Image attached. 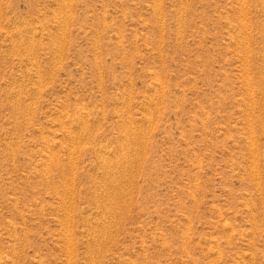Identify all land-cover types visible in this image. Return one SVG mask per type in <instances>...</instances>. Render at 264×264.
<instances>
[{
    "label": "rangeland",
    "instance_id": "rangeland-1",
    "mask_svg": "<svg viewBox=\"0 0 264 264\" xmlns=\"http://www.w3.org/2000/svg\"><path fill=\"white\" fill-rule=\"evenodd\" d=\"M0 264H264V0H0Z\"/></svg>",
    "mask_w": 264,
    "mask_h": 264
},
{
    "label": "bare ground",
    "instance_id": "bare-ground-1",
    "mask_svg": "<svg viewBox=\"0 0 264 264\" xmlns=\"http://www.w3.org/2000/svg\"><path fill=\"white\" fill-rule=\"evenodd\" d=\"M78 115H79V114H78ZM78 115H77V116H78ZM79 116H80V115H79ZM78 118H79V117H78ZM78 118H77V119H78ZM80 119H81V118H80ZM82 121H83V120H82ZM82 121H81V122H82ZM75 123H76V121H75ZM77 123H78V122H77ZM82 123H83V122H82ZM83 124H84V123H83ZM83 124H82V125H83ZM88 124H89V123H88ZM88 126H89V125H88ZM76 128H77V127H76ZM79 128H81V127H79ZM83 129H84V128H83ZM81 130H82V129H81ZM75 132H76V130H75ZM85 135H86V134H85ZM73 136H74V135H73ZM79 136H80V135H79ZM53 163H54V162H53ZM59 167H60V166H59ZM59 167H58V168H59ZM67 167H68V166H67ZM60 170H61V169H60ZM66 170H67V169H65V171H66ZM62 173H63V172H62ZM66 173H67V172H66ZM73 190H74V189H73ZM67 191H68V190H67ZM69 192H70V191H69Z\"/></svg>",
    "mask_w": 264,
    "mask_h": 264
}]
</instances>
